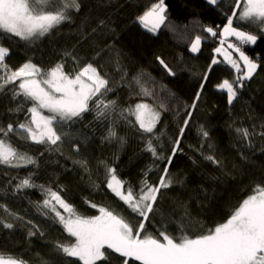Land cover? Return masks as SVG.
Instances as JSON below:
<instances>
[{
    "label": "trees",
    "instance_id": "1",
    "mask_svg": "<svg viewBox=\"0 0 264 264\" xmlns=\"http://www.w3.org/2000/svg\"><path fill=\"white\" fill-rule=\"evenodd\" d=\"M157 2L80 0V11L72 13L71 21H65L34 43L29 44L10 34L0 39V44L10 50L6 62L13 70L31 61L44 70L64 63L65 71L71 72L75 64L65 53H72L80 58L81 64L91 62L99 71L108 74L114 82V91L108 93V98L117 100L122 108L130 105L134 108L137 103L153 104L161 111L160 121L154 129L153 146L162 156V159H156L145 151L144 137L151 134L138 131L135 117L127 113L128 120L117 119L115 123L123 143L118 139H105L112 122L96 120L94 112L85 113L84 119L70 128L65 126L71 138L59 151H47L44 145L11 135V142L37 158L39 166L10 168L0 165V203L24 218L23 221H11L15 224L13 229L0 226V253L19 257L28 264H64L65 260L80 264L74 258L53 251L55 241H74V238L68 237L59 223L41 214L38 204L45 199V192L40 187L15 191L16 184L30 173H34L32 179L36 185L54 191L62 188L61 196L84 216L99 215L98 209L89 207L86 200L99 206L123 208L126 210L123 214L128 215L127 206L106 187L105 165L115 168L118 178L135 190L139 189L144 172L149 168V181L157 183L162 170L168 167L172 177L182 183L161 190L154 206V217L150 214L145 228L154 235L165 230L174 237H179L182 231L197 236L226 222L252 194L255 186L264 185V137L258 135L260 125L264 123V34H260L256 25L233 18L234 27L240 25V30L258 35L256 44L240 45L236 38L222 36L221 30L228 17L233 11L239 12L233 7L234 0H218L215 5L206 0H164L166 19L155 33L149 32L137 17ZM209 27L217 32L216 36L205 31ZM197 36L201 38V44L198 51L193 52L191 46ZM222 40L224 44L240 45L259 65L231 105L226 90L217 86L224 80L234 81L240 73L217 55L216 49L222 45ZM231 51L232 59L235 58L241 70L246 71L239 54ZM157 56L173 68L174 77L167 75ZM213 59L217 63L213 64ZM117 60L128 78L143 71L146 74L144 86L154 90L158 99L154 101L136 95L140 92L139 87L130 90L121 80ZM201 83L204 84L202 91ZM197 92H200L199 100H196ZM21 99L13 100L11 92L0 93V124L15 125L30 118L26 111H8ZM194 101L197 106L193 109L190 106ZM160 103L166 110L159 109ZM188 112H191L190 117ZM116 116L118 113L113 119ZM185 119L188 120L186 127ZM201 126L209 132L207 139L200 133ZM181 127H184L182 137ZM237 128L255 130L257 135L251 138L252 147L239 139ZM177 138H180L182 151L178 150L168 164L167 158L171 156ZM73 144L79 146L78 153L73 150ZM241 153L247 159H242ZM207 155H213L221 164L205 159ZM74 161H86L87 170ZM59 210L63 213V209ZM28 220L44 235L37 233L29 237L31 225L26 223Z\"/></svg>",
    "mask_w": 264,
    "mask_h": 264
},
{
    "label": "snow or ice",
    "instance_id": "2",
    "mask_svg": "<svg viewBox=\"0 0 264 264\" xmlns=\"http://www.w3.org/2000/svg\"><path fill=\"white\" fill-rule=\"evenodd\" d=\"M208 3L215 5L217 0H208ZM233 7L239 9V12L233 11L232 16L228 17L222 34L225 37L235 36L240 45L256 44L258 35L240 30V25L234 27L233 18L256 25L260 34H264V0H234ZM80 8V0H0V39L10 34L21 41L34 43L65 21H71L72 13L79 12ZM165 12L164 0H158L137 19L149 32L155 33L166 19ZM205 31L212 36L217 35L210 27ZM200 39L199 36L195 38L191 51H198ZM224 43L222 40L221 44ZM240 45L228 44V48L239 54V60L243 61L246 71L241 70L240 64L232 59L231 55L224 53L225 59L240 75L234 81L224 80L217 86L226 90L229 105L237 99L239 89L245 87V81L253 78L259 66L245 54ZM9 51L8 47L0 44V93L11 92L13 100L22 97L19 103L8 111H26L30 118L15 125L0 124V165L10 168L27 165L38 167L37 158L21 151L11 142L10 136L15 135L22 140L44 145L47 151H59L61 145L71 138L67 128L83 120L84 114L90 112L95 113L96 120H111L112 127L108 128L105 139H118L121 143L124 139L117 135L116 120H128V116H135V123L139 125L137 130L151 134L144 137L145 151L150 152L156 159H162L153 146V139L156 138L154 129L161 117V111L153 104L137 103L134 108L131 105L122 108L117 100L108 98V93L114 91V82L110 81L108 74L99 71L91 62L81 64L80 58L72 53H65L66 56H71L75 64L73 71L69 72L65 71L64 63H57L54 67L44 70L31 61L13 70L6 62ZM216 51L221 52L222 49L217 48ZM156 59L168 76L176 75L164 59L159 56ZM212 63L217 61L213 59ZM117 65L123 83L130 90L134 87L140 88L136 95L147 96L154 101L158 99L154 90L144 86L146 74L143 71L128 78L127 72L119 67V60ZM204 80H207V75ZM203 88L204 84L201 83V91ZM199 99L200 92H197L196 100ZM26 105L28 106L25 107ZM196 106L194 101L190 107L194 109ZM158 107L166 110L163 103ZM117 113L118 116L113 119ZM125 113L128 116H125ZM188 116H191V112H188ZM187 124L188 120L185 119L184 126ZM260 127L258 135L264 137V123ZM236 132L242 142H247V146L252 147L251 138L257 135L255 130L237 128ZM200 133L205 139L209 137V132L203 126ZM183 134L184 127H181L180 136ZM173 145L172 154L167 158L168 164H171L172 157L178 150L182 151L180 138H177ZM72 147L75 152L80 151L77 144ZM241 158L247 159L243 153ZM205 159L217 165L221 164L213 155H207ZM74 163L87 170L86 161ZM105 169L106 187L127 206V210H130L128 215L123 214L126 211L123 208L118 210L111 205L99 206L86 200L85 203L89 207L98 209L99 215L84 216L61 196L62 188L60 191H54L43 185H36L32 179L34 173H30L16 184L15 191L40 187L46 194L42 204H38L41 214L54 223H59L68 237L74 238V241H55L53 251L57 254L74 258V261H79L80 264H264V185L255 186L252 194L242 201L226 222L209 228L200 235L191 236L182 231L179 237H174L165 230H159L158 235H154L146 230L145 222L150 221V214L154 217V206L162 194L161 190L182 181L174 179L168 167H165L158 182L151 183L148 179V173L151 172L149 168L144 172L139 189L135 190L126 181L118 178L115 168L105 165ZM59 209H63V213ZM0 210V226L5 229L15 227L11 222L13 220H24L3 203H0ZM26 223L31 225L29 237L37 233L44 235L31 220ZM0 264L28 262L0 253ZM64 264H73V261L65 260Z\"/></svg>",
    "mask_w": 264,
    "mask_h": 264
},
{
    "label": "crops",
    "instance_id": "3",
    "mask_svg": "<svg viewBox=\"0 0 264 264\" xmlns=\"http://www.w3.org/2000/svg\"><path fill=\"white\" fill-rule=\"evenodd\" d=\"M234 37L235 36H228V37H225V39H230V38H234ZM221 46H223V47H221ZM221 46H219L218 48L222 49V51L221 52H216V53H217V55L220 58H223L225 60V62L228 63V61L225 59V54L224 53H227V54L231 55V57H232L233 51H231L232 49L228 48V44H223ZM228 64H230V63H228Z\"/></svg>",
    "mask_w": 264,
    "mask_h": 264
},
{
    "label": "rangeland",
    "instance_id": "4",
    "mask_svg": "<svg viewBox=\"0 0 264 264\" xmlns=\"http://www.w3.org/2000/svg\"><path fill=\"white\" fill-rule=\"evenodd\" d=\"M206 1H208V0H206ZM218 1V0H217ZM224 28V27H223ZM223 33V29L221 30V34ZM222 36H224L223 34H222ZM224 38H225V36H224ZM234 38H236V37H234ZM201 44V43H200ZM200 44H199V47H200ZM223 45V44H222ZM221 47H223V46H221ZM234 60H236L235 58H234ZM243 62V61H242ZM242 64V63H241ZM242 66H243V64H242ZM243 68H244V66H243ZM244 70H246V69H244ZM135 117V116H134Z\"/></svg>",
    "mask_w": 264,
    "mask_h": 264
}]
</instances>
